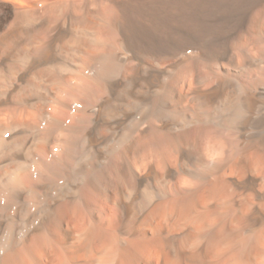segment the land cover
Instances as JSON below:
<instances>
[{"label": "bare ground", "instance_id": "bare-ground-1", "mask_svg": "<svg viewBox=\"0 0 264 264\" xmlns=\"http://www.w3.org/2000/svg\"><path fill=\"white\" fill-rule=\"evenodd\" d=\"M0 264H264V0H0Z\"/></svg>", "mask_w": 264, "mask_h": 264}]
</instances>
